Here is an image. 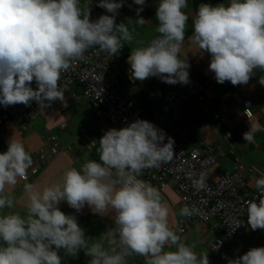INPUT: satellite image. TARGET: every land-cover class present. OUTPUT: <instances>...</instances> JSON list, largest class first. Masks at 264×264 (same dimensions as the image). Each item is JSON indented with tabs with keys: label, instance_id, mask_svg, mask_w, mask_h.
Instances as JSON below:
<instances>
[{
	"label": "clouds",
	"instance_id": "9594fccd",
	"mask_svg": "<svg viewBox=\"0 0 264 264\" xmlns=\"http://www.w3.org/2000/svg\"><path fill=\"white\" fill-rule=\"evenodd\" d=\"M81 3L0 0V106H28L35 101L37 109L38 104L43 108L48 106L46 102L60 100L65 112L86 102L70 101V94L79 91L64 92L61 73L91 48L111 56L121 51L122 61L124 45L134 42L139 46L131 49L128 63L135 80L156 77L169 85L189 83L190 65L180 58L190 19L188 0H159L157 35L146 44L136 40L135 29L130 28L132 19L127 24L116 23L124 0H98L97 7L111 15H101L95 21L89 18L88 6L84 9ZM132 4L141 6L135 9L134 22L143 26L146 22L140 13L145 0H132ZM191 20V39L209 55L208 71L217 83L244 85L255 75L254 70L264 73V0H223L216 6L201 3ZM258 82L264 86V75ZM87 104L96 117L91 129L103 134L98 142L99 161L86 158L79 169L69 167L59 183L42 188L26 183L23 215L7 189L19 178H26L32 157L22 141L12 138L7 150L0 152V264H62L60 249L72 257L83 250L91 257L88 264H129L134 256L144 257L145 264H209L207 252L198 256L194 246L184 242L182 228L170 227L169 210L159 190L138 178L144 170L173 158L174 140L152 122L139 118L119 129L108 127L103 133L97 126L96 109ZM38 115L37 109L36 119ZM67 124L63 119L57 128L65 131ZM76 128L81 134L88 131L83 124ZM257 132H264V125L258 122L242 134L243 139L253 143ZM49 133L56 135L50 130L42 137ZM59 142L64 147L61 152L70 154L72 141ZM254 185L259 195L244 202L247 224L253 231L264 229V176L256 178ZM207 186L202 174L196 187ZM62 201L76 212L87 205L100 216L111 213L114 226L99 238L86 237L76 216L59 209ZM190 215L188 206L180 209V216ZM227 264H264V247L250 248L227 259Z\"/></svg>",
	"mask_w": 264,
	"mask_h": 264
},
{
	"label": "crops",
	"instance_id": "0c3cea01",
	"mask_svg": "<svg viewBox=\"0 0 264 264\" xmlns=\"http://www.w3.org/2000/svg\"><path fill=\"white\" fill-rule=\"evenodd\" d=\"M158 2L159 0H145L140 17L146 23L143 26H139L134 22L137 18L135 9L141 6L132 4V0H124L123 6L118 10L119 14L116 16V23L123 22L127 24L128 19H132L133 23L130 25V28L135 29L134 35L136 40L143 41L146 44L157 35L155 29L158 21L155 17V10ZM222 2L223 0H188V8L186 9L190 19L185 32V40L180 51V58L186 59L190 65L188 69L189 78L198 81L204 89L203 101L197 102L190 100L183 108L185 112L190 110V118L197 119H195V122L200 129L196 132L195 136L190 134V130L184 127L187 124L179 125L177 123V120L180 119L179 112H177L176 116L160 115L163 88L166 83L162 82L161 84L160 107L158 109H152L149 98L154 94L155 86L153 82L158 80V78L149 77L143 81H138L132 77L128 56L133 47L139 46L135 42L131 45L125 44L123 47L124 57L121 59L126 69L122 73V76H120L119 81L122 86L133 93L136 104L142 109L141 111L147 120L160 129H163L167 137H171L174 142L178 141L180 135L176 129L179 128L187 132L186 147L209 145L214 149L216 161L211 168L212 177H216L218 174L229 170L236 163L252 168L253 172L247 178V187L249 191H254L256 190L254 180L264 176V132H257L254 142L250 144L243 139L242 134L248 131L250 125L253 123L258 122L264 125V86L258 82V79L264 73L254 70L256 72L255 75L251 76L248 83L244 85L233 86L229 81L219 84L215 81L213 73L208 71V65L210 63L209 55L203 53L191 39V16L198 6L201 3L216 6ZM97 4L98 0L96 1L94 10L89 15L90 20H96L104 14L111 15L110 13H106L105 9L97 7ZM81 7L85 9L83 3H81ZM246 103L250 104L251 117H245L243 114ZM215 114H219L224 119L223 122L214 119L213 116ZM209 117L213 121L212 124L207 120ZM81 118L82 115H79V118L68 115L66 119L68 121L70 120V124H67L65 131H74L72 136L67 133L64 134L66 138L64 141H72V151L70 154L61 152L57 157L48 158V161L43 164L38 174L34 176L30 175L26 181L19 178L13 188L7 189L14 195L16 208L20 211L21 215L24 214L23 209L27 200L23 187L26 183L38 185L41 188L46 185L59 183L62 180L63 173L69 167L79 169L86 158L99 161L98 142L103 134L97 131L95 132V128L91 130V127L86 126ZM62 120H59L57 125ZM78 124L85 125L88 128L87 132L93 131V136L85 137L86 132L83 134L78 132L76 128ZM32 131L33 129L20 134L18 129L10 123L0 125V152L7 150V144L12 138L13 140H19L24 143L26 150L30 153L33 160L35 152L42 147L41 139L46 132L42 134V132ZM154 187L159 190L162 201L168 207L170 227L175 228L177 220L180 217V209L182 208L178 197L171 186L162 189L157 186ZM58 207L65 214L76 216L78 225L84 229L86 237L99 238L107 228L114 226L111 213L100 216L93 213L87 205L79 212H76V210L70 208L63 201ZM181 236L185 243L194 246V251L198 256L207 252L209 264H227V259L239 257L250 248L264 247V229H256L253 231L249 225L244 229V233L240 239L234 240L229 244L223 255L211 254L209 252L208 245L211 237L208 232V225H196L193 230L186 234H181ZM58 255L62 258V264H88V261L91 259V257L85 255L83 250L79 251L75 257H72L67 255L63 249H60L58 250ZM129 264H145V258L141 256L131 257Z\"/></svg>",
	"mask_w": 264,
	"mask_h": 264
},
{
	"label": "built area",
	"instance_id": "2783aa9c",
	"mask_svg": "<svg viewBox=\"0 0 264 264\" xmlns=\"http://www.w3.org/2000/svg\"><path fill=\"white\" fill-rule=\"evenodd\" d=\"M81 1L85 9L88 6L91 14L96 0ZM120 53L111 56L98 48H91L83 58L73 60L70 68L62 72L60 77L64 92H70L72 88L79 91V94H70L71 102L84 100L96 109L97 126L103 133L108 127L119 129L138 118L147 120L134 101L133 93L120 84L119 75L125 71ZM31 86L36 88L35 81ZM203 94V86L192 78L187 84H165L159 113L161 116H176L178 110L190 100L203 101ZM36 105L32 101L28 106H0V125L10 122L20 133L28 130L37 117ZM249 106L246 103L243 110L246 117L251 116ZM213 118L222 122L224 120L219 114ZM176 130L180 139L173 144V158L159 167L144 170L138 178L161 189L171 186L181 207L188 206L192 210V215L178 218L177 226L183 229L180 234L190 232L198 223L207 224L211 237L210 252L223 255L232 241L242 237L248 225L244 202L256 199L259 195L257 190L249 191L247 187V178L253 169L236 163L229 170L212 177L211 168L216 161L214 149L209 145L188 148L185 145L187 132L179 128ZM62 150L64 147L58 137L53 133L46 134L42 147L35 152L33 165L26 178L20 179L25 181L30 175H36L48 158L57 156ZM202 174L208 186L198 189L196 182ZM240 222L241 226L235 228Z\"/></svg>",
	"mask_w": 264,
	"mask_h": 264
},
{
	"label": "rangeland",
	"instance_id": "374dc122",
	"mask_svg": "<svg viewBox=\"0 0 264 264\" xmlns=\"http://www.w3.org/2000/svg\"><path fill=\"white\" fill-rule=\"evenodd\" d=\"M124 57V51L121 54V58ZM125 63V62H124ZM122 75H119V78ZM154 86H155V90H154V94L149 98V103L152 107V109H158L161 105V96H160V89H161V84L162 82L158 79L156 81L153 82ZM61 103L62 101L60 100H56V101H52V102H46V104H48V106L46 107H41L38 104V118L36 119V121L34 122V128L33 131H37V132H48L50 130L54 129V133L57 135V137L59 138V140L64 143L66 140V138L64 137V134H70L71 136L73 135L74 131L73 130H69V131H62L60 128H57V122L59 120L62 119H67L68 115L72 116V117H78L79 115H82V121L83 123L90 127L93 123L94 120L96 119L93 110L89 107V105L87 104V102H82L76 106H73L71 109L62 112V110L60 109L61 107ZM188 106V105H187ZM184 106H182L179 110H178V114L180 115V119L177 120V123L179 125H184L187 124L186 126H184L185 128L190 130V134L192 135H196V132L199 131V126L198 124H196L195 119L196 118H190V110L188 112H185L183 110ZM188 113V114H186ZM73 119V118H70ZM197 120V119H196ZM208 121L212 122L210 117L207 119ZM68 124H70V120L68 121ZM94 130V129H91ZM96 132V130H94ZM76 133V131H75ZM85 137H92L93 136V131H89L85 133ZM197 225H205L202 223H199ZM207 226V225H205ZM208 250H209V245H208ZM210 252V250H209Z\"/></svg>",
	"mask_w": 264,
	"mask_h": 264
},
{
	"label": "trees",
	"instance_id": "16d2710c",
	"mask_svg": "<svg viewBox=\"0 0 264 264\" xmlns=\"http://www.w3.org/2000/svg\"><path fill=\"white\" fill-rule=\"evenodd\" d=\"M41 142H42V144H43V137H42V139H41ZM2 147H4V146H2Z\"/></svg>",
	"mask_w": 264,
	"mask_h": 264
}]
</instances>
